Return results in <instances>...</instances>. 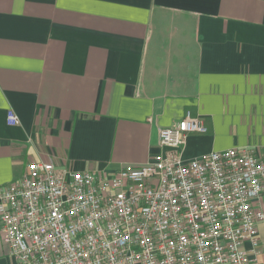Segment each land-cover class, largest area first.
<instances>
[{
    "label": "crops",
    "instance_id": "crops-1",
    "mask_svg": "<svg viewBox=\"0 0 264 264\" xmlns=\"http://www.w3.org/2000/svg\"><path fill=\"white\" fill-rule=\"evenodd\" d=\"M186 112L206 133L183 161L264 156V0H0V186L34 161L139 167ZM258 235L264 264V222ZM0 264H16L1 235Z\"/></svg>",
    "mask_w": 264,
    "mask_h": 264
},
{
    "label": "built area",
    "instance_id": "built-area-1",
    "mask_svg": "<svg viewBox=\"0 0 264 264\" xmlns=\"http://www.w3.org/2000/svg\"><path fill=\"white\" fill-rule=\"evenodd\" d=\"M6 123L20 120L8 111ZM204 133L186 112L158 131L160 152L111 175L30 162L0 186L3 245L16 264H260L264 156L244 147L183 161L186 136Z\"/></svg>",
    "mask_w": 264,
    "mask_h": 264
}]
</instances>
